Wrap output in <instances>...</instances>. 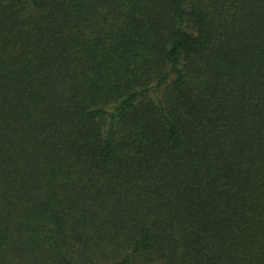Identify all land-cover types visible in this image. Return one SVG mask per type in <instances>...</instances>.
<instances>
[{"label": "trees", "instance_id": "obj_1", "mask_svg": "<svg viewBox=\"0 0 264 264\" xmlns=\"http://www.w3.org/2000/svg\"><path fill=\"white\" fill-rule=\"evenodd\" d=\"M0 264H264V0H0Z\"/></svg>", "mask_w": 264, "mask_h": 264}]
</instances>
